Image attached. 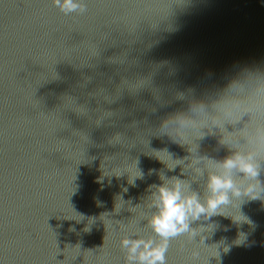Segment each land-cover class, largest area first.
Wrapping results in <instances>:
<instances>
[{
	"label": "water",
	"instance_id": "1",
	"mask_svg": "<svg viewBox=\"0 0 264 264\" xmlns=\"http://www.w3.org/2000/svg\"><path fill=\"white\" fill-rule=\"evenodd\" d=\"M77 2L66 15L52 0H0V264H124L122 239L159 243L147 221L160 176L207 195L204 176L153 155H190L161 122L187 111V89L203 98L233 65H264V0ZM218 139L198 154L229 155ZM238 212L251 223L190 224L216 225L200 234L206 264H264V200ZM189 251L171 240L167 264H192Z\"/></svg>",
	"mask_w": 264,
	"mask_h": 264
},
{
	"label": "clouds",
	"instance_id": "2",
	"mask_svg": "<svg viewBox=\"0 0 264 264\" xmlns=\"http://www.w3.org/2000/svg\"><path fill=\"white\" fill-rule=\"evenodd\" d=\"M52 3L66 15L84 11L77 0H52ZM221 79L222 86H214L203 98H197L193 88L178 94L179 99L186 100L187 111L161 122L159 134L185 147L190 155L173 160L167 150L153 153L168 170L183 165L182 174L190 170L195 177L204 176L207 195L201 200L185 180L176 177L169 180L161 175L163 182L156 187L154 196L155 212L147 221L159 243L122 239L124 264H167L170 241L179 236H186L192 264H206L198 247L205 239L200 234L211 233L216 225L209 223L193 229L190 224L217 215L228 217L233 223H251L238 212L240 205L245 197L264 200V184L257 179L264 166V65H233ZM226 126H232L233 130L226 131ZM206 136H218V144L229 155L219 160L199 155L198 141ZM142 177L143 173L135 169L129 183ZM244 240L241 233L234 243L240 245Z\"/></svg>",
	"mask_w": 264,
	"mask_h": 264
}]
</instances>
